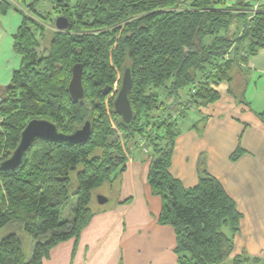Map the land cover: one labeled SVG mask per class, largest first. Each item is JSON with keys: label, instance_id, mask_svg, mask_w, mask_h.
<instances>
[{"label": "trees", "instance_id": "1", "mask_svg": "<svg viewBox=\"0 0 264 264\" xmlns=\"http://www.w3.org/2000/svg\"><path fill=\"white\" fill-rule=\"evenodd\" d=\"M42 1L0 0V14H22L12 45L21 63L0 88V163L11 156L33 119L48 121L66 135L88 121L91 134L77 145L36 138L17 168L0 169V229L15 226L33 243L26 258L16 234L4 237L0 264H42L53 247L76 239L92 217V191L126 171L129 157L105 106L115 83L116 95L125 68L131 71L128 99L134 121L129 127L121 123L112 108L115 95L108 100V112L123 134L147 140L146 182L161 202L157 223L174 232L177 264H226L240 221L234 202L207 173L204 156L197 162L198 182L189 189L169 174L170 161L185 110L217 102L220 83L246 104L242 88L235 94L232 85L244 75L248 59L264 48V8L247 22L250 13L241 1L226 7V0H46L54 5L52 13L41 11ZM19 3L45 21L53 14L69 22L65 32L53 33L43 58L36 37L46 29L27 18ZM74 64L83 67L84 97L77 104L67 92ZM258 118L264 125V113ZM241 154L238 149L230 159ZM73 172L76 208L72 220L60 221Z\"/></svg>", "mask_w": 264, "mask_h": 264}, {"label": "crops", "instance_id": "2", "mask_svg": "<svg viewBox=\"0 0 264 264\" xmlns=\"http://www.w3.org/2000/svg\"><path fill=\"white\" fill-rule=\"evenodd\" d=\"M240 1L248 6L250 14L264 8V0H226L225 6L238 5ZM21 21L15 10L0 14V88L9 84L21 63L12 50L13 36ZM243 69L244 75L237 77L232 88L235 94L242 88L246 104L237 102L229 94L228 85L220 83L215 89L217 102L185 110L178 122L180 133L173 143L169 174L183 188L194 187L198 182L197 162L204 156L207 173L218 181L240 215L226 264H264V125L258 118L264 113V48L251 56ZM181 96L184 102L185 94ZM190 112L196 116L182 125ZM238 149L242 154L232 161L230 157ZM137 171L129 157L124 173L130 176V201L110 217H114L112 222L104 225L109 220L104 217L107 214L92 218L76 239L53 247L42 264H177L174 232L157 223L160 199L151 198L154 196L145 184L147 169L142 180H136ZM138 201H145L147 208L155 201L149 218L144 207L140 209L147 220L145 227L136 224L134 216L128 217ZM32 245L27 252L22 246L26 258Z\"/></svg>", "mask_w": 264, "mask_h": 264}, {"label": "rangeland", "instance_id": "3", "mask_svg": "<svg viewBox=\"0 0 264 264\" xmlns=\"http://www.w3.org/2000/svg\"><path fill=\"white\" fill-rule=\"evenodd\" d=\"M40 4H41V11L42 12L51 11V13H52V8L54 7L53 4H49L46 0H43ZM19 5L21 7L17 6V8L20 9V11L25 16H27V18L34 20L38 24L44 26L46 29L43 36H37L36 37V41H37V45H38L36 51L38 53V56L43 58L47 54V51L49 48V43H50V40L52 38V35H53V33L56 32L55 26H54L55 20L58 17H63V16L51 14L50 17L47 19V21H45L44 19L37 17L35 14L26 13L23 10V5L21 3H19ZM35 8H38V6ZM18 14L22 18V14L20 12H18ZM252 18H253V15L248 14L247 22L251 21ZM234 30H235V27L230 32H232ZM63 32H65V31H63ZM119 77L120 76H118V80H119ZM116 85H117V83H115L113 92L108 96V99L105 101L106 111H107V114L109 116V122H110L112 130H114V133L118 138V143H119V146L121 147L122 151L125 154H127L131 159H133L135 170L137 171V168L139 169L137 171V174H136V180H139V179L142 180L144 177V175H143L144 174V168L147 169V172H148L149 164L151 161L150 155H147V149L144 148L146 138H142L141 136H139V137L136 136L134 138L126 136L117 128L114 119L110 116V114L108 112V100L115 95ZM166 101H167L166 104L172 103L171 99H166ZM194 116H196V115L193 112L187 113V115L184 117V122L182 123V125H186V124L190 123L194 119ZM79 169H80V167L77 168L78 171H79ZM76 172H73L70 174V197H69L68 201L63 205V207L60 211V216H59L60 221H70L73 218V211L76 208V198L73 196V193L76 189ZM126 174L123 173L121 176L118 177V179L115 182H113L111 184H105V185L101 186L100 188H97V189L92 191L91 201L88 205V208L90 209V211L92 213L91 219L97 218L99 215H102V214H104V215L107 214L104 217L105 218L108 217L107 219H109V220L105 221L104 225H108L110 223V221L112 222V220L114 218V217H112V219L110 220V217L119 211V207L125 206L127 204V202L130 201V196H131V194H130L131 189L129 186L130 176H128ZM145 184L147 186V182ZM139 187L141 188V186H139ZM139 187L137 189H139ZM97 197L106 198L107 202L103 205H100L97 202ZM151 198H157L155 200H159L158 197H151ZM154 202L155 201H153L152 203H149L150 206H148V208H147L146 207L147 204L145 203V201H143V202L138 201L137 203H135V206L132 209V212L128 215V217L134 216L133 221L135 219L136 224H139V226H141V227L142 226L145 227V225L147 224V222H146L147 220H146V218H144L143 214L140 212V209H142V207H144L143 209L149 214L147 216L149 218L151 216L149 209L150 208L154 209ZM91 219H90V221H91ZM93 226H95V224ZM10 234H16L17 235V237L20 239V241L22 243V246L25 249V252H27L31 243H32V240L30 239V237L28 235H26L23 231L19 230V228H16L15 226H12V225H8V226H5V227L0 229V241L4 237H6ZM239 264H247V263L241 262Z\"/></svg>", "mask_w": 264, "mask_h": 264}, {"label": "water", "instance_id": "4", "mask_svg": "<svg viewBox=\"0 0 264 264\" xmlns=\"http://www.w3.org/2000/svg\"><path fill=\"white\" fill-rule=\"evenodd\" d=\"M60 3L62 0H55ZM55 30L63 32L68 29L69 22L64 17H58L55 20ZM83 67L81 64H74L71 68V76L67 85V92L73 104L81 103L84 97V90L82 86ZM132 86L131 71L125 68L120 77V86L116 92L112 103V108L115 114L120 118L121 123L129 127L133 121L134 116L128 99V95ZM108 91L104 92L105 94ZM91 134L90 122L86 121L84 124L72 134L66 135L58 133L56 127L48 121L33 119L30 120L22 130L19 142L11 156L0 163L2 171H10L17 168L22 160L23 153L29 148L31 142L36 139H43L52 142H65L70 145H77L85 143ZM97 202L103 205L107 202L106 198L97 197Z\"/></svg>", "mask_w": 264, "mask_h": 264}, {"label": "built area", "instance_id": "5", "mask_svg": "<svg viewBox=\"0 0 264 264\" xmlns=\"http://www.w3.org/2000/svg\"><path fill=\"white\" fill-rule=\"evenodd\" d=\"M256 12H252L251 14L254 15Z\"/></svg>", "mask_w": 264, "mask_h": 264}]
</instances>
